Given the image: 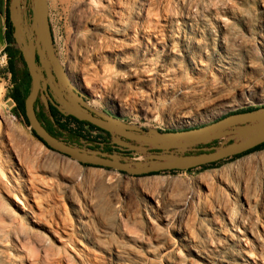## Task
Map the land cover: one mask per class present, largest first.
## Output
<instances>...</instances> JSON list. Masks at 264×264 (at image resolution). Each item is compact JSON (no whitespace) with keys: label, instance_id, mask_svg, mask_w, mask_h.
<instances>
[{"label":"rangeland","instance_id":"374dc122","mask_svg":"<svg viewBox=\"0 0 264 264\" xmlns=\"http://www.w3.org/2000/svg\"><path fill=\"white\" fill-rule=\"evenodd\" d=\"M46 4L59 65L97 113L143 130L175 131L264 107V0H115L111 6L101 0L98 28L85 24L84 8L77 0H46ZM5 28L3 13L2 263L264 264V149L208 169L145 177L85 167L49 151L32 136L23 118L14 114L5 48L16 56L18 78L25 66L14 40L11 45L5 43ZM9 102L13 105L8 106ZM57 134L70 145L116 152L109 135L101 132L88 129L83 139L67 132ZM14 154L21 161L18 176L14 168L20 165ZM122 157L144 161L138 155ZM28 181L33 197L24 189ZM22 206L36 219L25 214ZM48 227H57L58 235ZM5 246L8 249H1Z\"/></svg>","mask_w":264,"mask_h":264},{"label":"water","instance_id":"95a60500","mask_svg":"<svg viewBox=\"0 0 264 264\" xmlns=\"http://www.w3.org/2000/svg\"><path fill=\"white\" fill-rule=\"evenodd\" d=\"M12 38L30 78L24 99V116L30 130L51 151L80 165L114 170L133 177L161 172L188 171L244 154L264 144V107L228 115L211 124L175 131L143 130L122 123L113 115L97 113L87 98L69 83L55 54L46 0H9ZM47 89L51 97L47 94ZM46 93L63 117L86 123L109 135L116 150L106 154L65 143L52 136L35 115L34 103ZM49 111L46 97L41 96ZM13 105L12 102L8 106ZM54 122L53 117H49ZM216 143L217 145L212 146ZM211 145V146H210ZM143 156L127 161L122 154Z\"/></svg>","mask_w":264,"mask_h":264},{"label":"trees","instance_id":"16d2710c","mask_svg":"<svg viewBox=\"0 0 264 264\" xmlns=\"http://www.w3.org/2000/svg\"><path fill=\"white\" fill-rule=\"evenodd\" d=\"M8 2L9 0H5V10H4V14H5V26H6V31L4 33V39H5V42L7 43V45L9 44H12L13 43V39H12V32H13V28L10 24V21H9V16H8V9H7V6H8ZM1 8H2V1L0 0V11H1ZM5 53L9 56V62H8V71H9V74L11 76V83H12V89L10 90L9 94H8V97L15 103L16 105V108L14 110V114L16 117H22L23 118V121L25 123L26 126H28V123H27V120L24 116V107H23V100L25 99V96L27 94V91H28V87L26 85V87H23L21 88V86L19 85V80H18V77H17V73L15 72L14 70V65H13V62H12V53H11V49L6 47L5 48ZM255 109L253 108H248V109H245V110H241V111H237V112H234V113H231V114H236V113H243V112H250V111H254ZM229 114V115H231ZM226 117V116H224ZM222 117V118H224ZM220 118V119H222ZM73 122H76L75 120H73ZM78 123V122H77ZM78 124H81V123H78ZM68 123H66L64 126L60 127L59 129L61 131H67V127H68ZM84 125V124H82ZM89 130H95V131H99L101 132L100 130L94 128V127H90ZM52 136L58 138L59 135L57 133H53L51 131H48ZM69 132V131H67ZM84 129L83 128H79L77 130V132H69L70 135L72 136H75L77 138H80V139H83L84 137L82 136V133H84ZM103 133V132H101ZM31 134L32 136L38 141L40 142L47 150L51 151L41 140H39L35 134L31 131ZM105 134V133H104ZM106 136H108L107 134H105ZM217 145L216 143L212 144V146H215ZM211 146V145H210ZM264 149V144L244 153V154H241V155H238V156H235V157H232L230 159H226L224 161H228V160H237L241 157H244V156H247L249 154H252V153H255V152H258L260 150H263ZM224 161H220V162H217V163H213V164H210V165H206V166H202V167H199L198 169H208L210 167H214L218 164H220L221 162H224ZM82 166H85V167H90V166H86V165H82ZM197 169V168H195ZM194 169H190L188 170L187 172L189 171H192ZM177 171H170V172H161V173H158V174H152V175H149V176H154V175H160V174H164V173H175ZM120 174H123V173H120ZM141 177H145V176H141Z\"/></svg>","mask_w":264,"mask_h":264},{"label":"bare ground","instance_id":"6f19581e","mask_svg":"<svg viewBox=\"0 0 264 264\" xmlns=\"http://www.w3.org/2000/svg\"><path fill=\"white\" fill-rule=\"evenodd\" d=\"M78 1V3H80V4H82V7L84 8V9H82V11L81 12H83V21L85 22V24H87V25H90V26H93V28H98L100 25H101V21L99 20V12L100 11H102L101 10V8H100V1L101 0H77ZM118 0H116V2H117ZM129 1H131V0H129ZM150 1V0H149ZM107 2L109 3V5L111 6V5H113V4H115V0H107ZM157 2V1H156ZM132 3V2H131ZM146 3V2H145ZM171 3V2H170ZM262 3V2H261ZM147 4V3H146ZM154 5V4H153ZM188 5V4H187ZM144 7H145V5H144ZM191 7V6H190ZM263 7V6H262ZM195 8V7H194ZM193 8V9H194ZM79 9V8H78ZM77 9V10H78ZM145 9V8H144ZM143 9V10H144ZM160 9V8H159ZM184 9V8H183ZM118 10V9H117ZM133 10V9H132ZM142 10V11H143ZM141 11V12H142ZM148 12V11H147ZM143 13V12H142ZM72 14V13H71ZM153 17H155L154 16V14L152 15ZM166 16V15H165ZM152 17V18H153ZM158 17H159V15H158ZM76 17H74V19H75ZM136 18V17H135ZM150 18V17H149ZM157 18V17H156ZM72 20V19H71ZM76 21V20H75ZM81 21V20H80ZM147 21V20H146ZM187 21V20H186ZM103 22V21H102ZM189 22V21H188ZM111 23V22H110ZM143 23V22H142ZM144 24V23H143ZM147 25V24H146ZM145 25V26H146ZM169 25V24H168ZM170 26V25H169ZM174 26V25H173ZM108 27V26H107ZM132 27V26H131ZM116 28V27H115ZM175 28V27H174ZM90 29V28H89ZM151 29V28H150ZM170 29V28H169ZM135 30H137V29H135ZM189 30H190V28H189ZM75 31V30H74ZM123 32H126L127 30L126 29H123L122 30ZM142 31V30H141ZM154 31H156V30H154ZM119 31L118 30H116V33H118ZM182 32V31H181ZM207 32V31H206ZM115 33V34H116ZM133 34V33H132ZM178 34V33H177ZM120 35V34H119ZM179 35V34H178ZM149 37V35H147L146 34V37ZM262 36V35H261ZM77 37V36H76ZM78 37H79V40L81 39V41H83L84 40V37L83 36H81L80 34L78 35ZM124 37V36H123ZM132 37V36H131ZM141 37H142V35H141ZM147 37V38H148ZM161 37V36H160ZM163 37V36H162ZM165 37V36H164ZM178 37V36H177ZM73 38H74V36H73ZM156 38H158L157 36H156ZM144 39H146V38H144ZM178 39V38H177ZM108 40V39H107ZM121 40V39H120ZM165 40V39H164ZM166 41V40H165ZM242 41V40H241ZM135 42H136V40H135ZM167 42V41H166ZM184 42H186V41H184ZM183 42V43H184ZM231 42V41H230ZM83 44V43H82ZM125 44V43H124ZM127 44V43H126ZM125 44V45H126ZM154 44V43H153ZM240 44H242V43H240ZM128 45V44H127ZM155 45V44H154ZM209 45H211V44H209ZM259 45V44H258ZM78 46H79V48H81V43L79 42L78 43ZM182 46V45H181ZM191 46V45H190ZM83 47V46H82ZM132 47V46H131ZM155 47V46H154ZM114 48V47H113ZM112 48V49H113ZM223 48V47H222ZM151 49H153V48H151ZM196 49V48H195ZM137 50H138V48H137ZM187 50V49H186ZM212 50V49H211ZM227 50V49H226ZM113 51H114V49H113ZM167 52H168V50H167ZM205 52V51H204ZM108 54H110V53H108ZM125 54V53H124ZM169 55V54H168ZM204 55V54H203ZM166 56V55H165ZM171 56V55H170ZM197 56V55H196ZM200 56V55H199ZM220 56V55H219ZM193 57H195V56H193ZM164 58V57H163ZM196 58V57H195ZM198 59V58H197ZM138 60V59H137ZM162 60V59H161ZM169 60V59H168ZM224 60V59H223ZM125 61V60H124ZM192 61V60H191ZM250 62V61H249ZM115 63V62H114ZM119 63V62H118ZM216 64V63H215ZM187 66V65H186ZM245 67V66H244ZM195 68V67H194ZM196 69V68H195ZM224 69V68H223ZM122 70V69H121ZM206 70V69H205ZM199 71V70H198ZM202 73V72H201ZM189 74V73H188ZM199 74V73H198ZM72 75V74H71ZM73 77V76H72ZM155 78V77H154ZM131 79V78H130ZM194 80V79H193ZM155 81V80H154ZM160 82V81H159ZM101 87V86H100ZM171 87V86H170ZM246 88V87H245ZM158 92V91H157ZM42 146V145H41ZM5 147V146H4ZM16 147V146H15ZM9 148V147H8ZM17 148V147H16ZM4 149V148H3ZM8 152V151H7ZM13 153V152H12ZM20 154H22V153H20ZM4 155V154H3ZM8 156V155H7ZM14 156L16 157V161H18V165H20V163H21V161L19 160V158L14 154ZM10 160V159H9ZM5 162V161H4ZM8 164H10V163H8ZM7 164V165H8ZM35 165V164H34ZM9 166V165H8ZM15 166V165H14ZM8 169V168H7ZM38 168H36V170H37ZM9 170V169H8ZM246 170H248V169H246ZM12 171V170H11ZM243 171V170H242ZM14 172H15V175L16 176H18V173L19 172H21V165H20V167L18 166V168H17V166H15V168H14ZM237 173V172H236ZM41 174V173H40ZM246 174V173H245ZM252 174V173H251ZM24 175V174H23ZM214 175V174H213ZM235 175V174H234ZM8 176H9V174H8ZM47 176H48V174H47ZM212 176V175H211ZM39 177V176H38ZM255 177H256V174H255ZM254 178V177H253ZM18 179V178H17ZM22 179V178H21ZM41 180V179H40ZM242 180V179H241ZM209 181V180H208ZM216 181H217V179H216ZM2 183H3V181H2ZM13 183V182H12ZM218 183V182H217ZM244 183L246 184V182H245V180H244ZM243 183V184H244ZM21 184V183H20ZM27 184H29V187H25L24 186V189L26 190V191H28V192H31V194L29 195V197L31 196V197H33V188H32V184H31V181H28V183ZM198 184V183H197ZM34 186H35V184H34ZM40 187V186H39ZM203 187V186H202ZM224 187V186H223ZM22 188V187H21ZM20 188V189H21ZM38 188V187H37ZM44 189V188H43ZM205 189H206V187H205ZM2 192H3V190H2ZM258 192V191H257ZM243 193V192H242ZM264 193V192H263ZM5 194H7V193H5ZM28 194V193H27ZM77 194V193H76ZM1 195V194H0ZM190 195H191V193H190ZM189 195V196H190ZM7 196V195H6ZM147 196V195H146ZM211 196V195H210ZM242 196H244V195H242ZM142 197V196H141ZM244 198V197H243ZM33 199V198H32ZM76 199H77V196H76ZM170 199V198H169ZM177 200V199H176ZM231 200V199H230ZM32 201V200H31ZM74 201V200H73ZM178 201V200H177ZM253 201V200H252ZM170 202V201H169ZM201 202H203V201H201ZM200 202V203H201ZM68 203V202H67ZM152 203V202H151ZM245 203V202H244ZM43 204V203H42ZM108 204V203H107ZM179 204V203H178ZM186 204V203H185ZM202 204V203H201ZM232 204V203H231ZM19 205H22V203L21 202H19ZM18 205V206H19ZM111 205V204H110ZM158 206V205H157ZM167 206V205H166ZM146 207V206H145ZM160 207V206H159ZM35 208V207H34ZM108 208V207H107ZM150 208V207H149ZM161 208V207H160ZM18 209V208H17ZM21 209V208H20ZM22 209H23V212L25 211V214H29L30 216H31V218L32 219H36V217H35V215L34 214H32L30 211H29V209H27L25 206L23 207L22 206ZM206 209H208V208H206ZM245 209V208H244ZM63 210V209H62ZM102 210V209H101ZM156 210V209H155ZM247 210V209H246ZM181 211V210H180ZM213 211H215V210H213ZM212 211V212H213ZM260 211V210H259ZM102 212V211H101ZM15 213V212H14ZM129 213V212H128ZM134 213V212H133ZM138 213V212H137ZM99 214V213H98ZM106 214H108V213H106ZM119 214V213H118ZM21 215V214H20ZM127 215V214H126ZM130 215V214H129ZM23 216V215H22ZM27 216V215H26ZM108 216V215H107ZM128 216V215H127ZM137 216V215H136ZM154 217V216H153ZM160 217V216H159ZM165 217V216H164ZM11 218L13 219V218H15V216L14 215H12L11 216ZM23 218V217H22ZM28 218V217H27ZM97 218H98V216H97ZM101 218V217H100ZM137 218V217H136ZM186 218V217H185ZM251 218V217H250ZM42 219V218H41ZM112 219V218H111ZM168 219H170V218H168ZM228 219V218H227ZM249 219V218H248ZM54 220V219H53ZM113 220V219H112ZM163 220V219H162ZM189 220V219H188ZM83 221V220H82ZM183 221H184V219H183ZM15 222H17V221H15ZM51 222V221H50ZM157 222V221H156ZM185 222V221H184ZM188 222V221H187ZM252 222V221H251ZM27 224V223H26ZM157 224V223H156ZM53 225V224H52ZM229 226V225H228ZM26 227V226H25ZM24 227V228H25ZM43 227V226H42ZM218 227V226H217ZM57 228V227H56ZM54 229V227L52 228V227H48V230L51 232V233H53L54 235H58V231H57V229ZM159 228H161V227H159ZM62 230V229H61ZM103 230V229H102ZM2 231V230H1ZM239 231H241V230H239ZM40 232V231H39ZM99 233V232H98ZM136 233V232H135ZM135 233H134V236H135ZM246 233V232H245ZM100 234V233H99ZM191 234V233H190ZM7 235V234H6ZM124 235V234H123ZM35 236V235H34ZM62 236V235H61ZM138 236V235H137ZM7 237V236H6ZM124 237H125V235H124ZM155 237V236H154ZM246 237V236H245ZM263 237V236H262ZM30 238V237H29ZM28 238V239H29ZM40 238V237H39ZM139 238V237H138ZM2 239V238H1ZM264 239V238H263ZM25 240V239H24ZM41 240V239H40ZM139 240V239H138ZM5 241H8V238H6L5 239ZM118 241H121V240H118ZM3 242H4V240H3ZM58 242V241H57ZM127 242V241H126ZM231 242V241H230ZM18 243V242H17ZM44 243H47L46 245H49V243L47 242V241H44ZM120 244V243H119ZM152 244V243H151ZM186 244H188V243H186ZM185 244V245H186ZM180 245V244H179ZM43 246V245H42ZM88 246V245H87ZM196 246V245H195ZM21 248V247H20ZM196 248V247H195ZM1 249H8V247H2ZM125 249V248H124ZM253 249H254V247H253ZM257 249V248H256ZM162 250H164V249H162ZM113 251V250H112ZM168 251V250H167ZM191 251V250H190ZM261 251V250H260ZM114 252V251H113ZM120 252V251H119ZM122 252V251H121ZM132 252V251H131ZM130 252V253H131ZM171 252V251H170ZM247 252V251H246ZM7 254V253H6ZM209 254V253H208ZM247 254V253H246ZM10 255V254H9ZM19 255H20V252H19ZM185 255V254H184ZM7 256H8V254H7ZM12 256V255H11ZM199 256V255H198ZM204 256V255H203ZM41 257V256H40ZM258 257V256H257ZM204 258V257H203ZM248 258V257H247ZM253 258H255L254 256H253ZM9 259V258H8ZM40 259V258H39ZM165 259V258H164ZM237 259V258H236ZM235 259V260H236ZM20 260V259H19ZM160 260V259H159ZM193 260V259H192ZM205 260V259H204ZM227 260V259H226ZM161 261H163V259L161 260ZM256 261V260H255ZM68 262V261H67ZM117 262V261H116ZM115 262V263H116ZM226 262V261H225ZM230 262H232V261H230ZM258 262V261H257ZM29 263V262H28ZM91 263V262H90ZM0 264H4V263H2L1 261H0ZM60 264V263H59ZM61 264H64V263H61ZM120 264V263H119ZM257 264H260V263H257Z\"/></svg>","mask_w":264,"mask_h":264},{"label":"flooded vegetation","instance_id":"af4514ba","mask_svg":"<svg viewBox=\"0 0 264 264\" xmlns=\"http://www.w3.org/2000/svg\"><path fill=\"white\" fill-rule=\"evenodd\" d=\"M5 31H6V28H5ZM9 45H11V44H9ZM19 58L22 61L21 55H19ZM12 62H13V65H14V70L17 73V76L18 75L20 76V74L18 73L17 67H16V56L15 57L12 56ZM18 80H19V85L21 86V88L26 87V84H27L26 82L28 81V89H29L30 78H29V75H28V72H27L26 68H24V71H23L21 77L18 78ZM47 94H48L49 97H51L49 89H47ZM47 94L44 93V92L40 93L38 95L35 103H34L35 115H36L37 119L39 120V122L43 125V127L47 131H51L53 133L67 132V131H69L68 127H67V131H61L59 129L60 127L64 126L66 123L74 126V130L73 131H69V132H77V130L79 128H83L85 132L87 131L86 130V126H87L86 123L78 122L76 120H75L76 122H73V120H74L73 118H71V117H63L62 115H60L58 113V111L50 103L49 97L47 96ZM41 96L46 97V99L48 101L49 111L45 108L43 102L41 101ZM23 107H24V100H23ZM15 108H16V105H15ZM50 116L53 117L54 122H51V120L49 118ZM77 122L81 123V124H78ZM82 124H84V125H82ZM90 127H93V126H89V128ZM92 131H95V130H92ZM69 132H67V133H69ZM97 132H99V131H97Z\"/></svg>","mask_w":264,"mask_h":264},{"label":"crops","instance_id":"0c3cea01","mask_svg":"<svg viewBox=\"0 0 264 264\" xmlns=\"http://www.w3.org/2000/svg\"><path fill=\"white\" fill-rule=\"evenodd\" d=\"M2 1V8H1V11H0V15L4 13V7H5V0H1ZM3 12V13H2ZM5 29H3L4 31ZM4 38V37H3ZM5 40V39H4ZM6 43V42H5Z\"/></svg>","mask_w":264,"mask_h":264},{"label":"built area","instance_id":"2783aa9c","mask_svg":"<svg viewBox=\"0 0 264 264\" xmlns=\"http://www.w3.org/2000/svg\"><path fill=\"white\" fill-rule=\"evenodd\" d=\"M8 78H9V75H8ZM71 126H73V125H71Z\"/></svg>","mask_w":264,"mask_h":264}]
</instances>
